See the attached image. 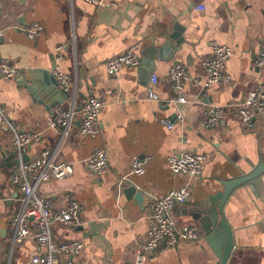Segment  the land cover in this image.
I'll return each mask as SVG.
<instances>
[{
    "label": "crops",
    "instance_id": "crops-1",
    "mask_svg": "<svg viewBox=\"0 0 264 264\" xmlns=\"http://www.w3.org/2000/svg\"><path fill=\"white\" fill-rule=\"evenodd\" d=\"M35 23L43 31L32 41L23 28ZM0 30V59L17 68L13 79H0V103L19 133L40 134V141L26 155L30 159L48 149L59 162L74 167L70 178L42 184L38 195L56 208L69 199L81 203L78 226H52L57 241L84 242L76 264H123L133 255L134 244L147 234L153 197L187 183L193 187V198L175 210L177 223H197L187 209L217 207L228 186L224 212L234 249L227 264H264V173L255 182L246 178L248 182L234 184L264 164V127L246 132L232 114L216 128L203 125L210 107H228L264 82V71L255 66L264 39V0H102L98 7L84 0H0ZM212 41L232 49L226 65L232 82L210 88L188 84L187 103L179 106L183 121L178 122L169 103L175 98L167 82L170 68L183 63L192 78L205 82L202 61L210 55ZM134 45L140 46V67L110 75L107 60ZM59 47H63L61 59ZM54 63L71 80L70 98L63 106L74 107L76 114L74 126L66 132L48 124L51 104L60 96L43 79L30 75L50 71ZM154 76L157 83L151 81ZM92 94L106 102L101 132L95 138L79 133L80 107ZM162 120L176 123L175 127L168 129ZM12 137L0 127V264H32L40 248L33 242L14 244L15 229L10 224L21 210L10 177L19 166L16 162H23L11 145ZM95 148L109 158V170L101 177L88 173L83 164ZM185 151L208 156L198 180L174 175L168 167L169 157ZM136 159L145 163L142 176L131 174ZM130 186L147 198L144 210L124 194ZM221 232L220 226L210 235L202 229L198 242L160 248L146 264H220L226 247Z\"/></svg>",
    "mask_w": 264,
    "mask_h": 264
},
{
    "label": "built area",
    "instance_id": "built-area-1",
    "mask_svg": "<svg viewBox=\"0 0 264 264\" xmlns=\"http://www.w3.org/2000/svg\"><path fill=\"white\" fill-rule=\"evenodd\" d=\"M20 1V0H16ZM92 6H100L102 0H84ZM204 11V7H197ZM29 40H36L43 31L41 24L35 23L23 28ZM3 31L0 30V37ZM58 58H62L63 47L58 49ZM232 49L217 41L211 43L210 55L202 61L207 72L205 82L192 78L183 63L176 62L170 68L167 82L171 86L175 98L169 100L175 108L176 119L183 121L180 105L187 103L186 86L188 84L202 85L204 88L228 85L232 78L227 71V62L232 57ZM140 46L134 45L124 53L110 58L106 62V70L110 75H117L124 68H138L141 65ZM255 66L264 71V39L260 40ZM17 73L9 60L0 59V79L11 80ZM60 87L69 90L71 80L69 76L57 69L53 71ZM152 83L159 81L157 76ZM150 99H156L149 92ZM106 102L95 95L88 96L80 107L81 124L79 133L83 137L95 138L101 132L100 116ZM76 110L74 107L57 105L51 110L48 124L51 129L69 130L74 126ZM227 114L234 115L241 128L246 132H255L258 126L264 127V82L257 84L248 95L230 104L228 107H210L205 112L203 125L208 129L216 128ZM168 129L175 127L174 122L164 121ZM0 127H7L13 134L11 145L20 157L27 154L31 146L40 141L39 133H19L18 126L8 118L6 108L0 103ZM208 156L203 154L181 152L178 156L168 158V167L174 175H180L198 180L202 177ZM88 173L94 176H104L109 170V158L101 148H95L92 155L84 162ZM145 173V163L134 160L131 174L142 176ZM74 174V167L70 163L59 162L51 150H44L37 156L22 162L10 177V185L20 195L21 210L10 218V224L15 229L14 244L33 242L40 248V253L34 256L32 264H76L85 250L81 240L57 241L52 235V226L55 223L67 229L79 225L82 205L76 200L69 199L62 208H56L53 202L38 195L42 184L51 181H62ZM123 180H126L124 178ZM193 198V187L186 184L180 189L172 190L160 197H153L149 204L147 215L148 230L144 239L134 244L133 255L123 264H146L160 248H176L181 243H196L202 238V229L197 223L180 226L174 216L177 208L187 205ZM264 227V219L262 221Z\"/></svg>",
    "mask_w": 264,
    "mask_h": 264
},
{
    "label": "water",
    "instance_id": "water-1",
    "mask_svg": "<svg viewBox=\"0 0 264 264\" xmlns=\"http://www.w3.org/2000/svg\"><path fill=\"white\" fill-rule=\"evenodd\" d=\"M171 39L175 40V37L173 36L171 37ZM181 42L182 40L177 41L176 47H179ZM55 69H56V64L54 63L52 65V70L50 71L37 70L34 72H30V75L33 74L35 76H38L39 80L43 79V83H46L51 87V92L53 94H55L56 96H60L57 98V100H55L51 104L52 108H54L56 105H63L70 98L69 91L62 89L60 87L59 81L52 74V72ZM2 131L5 132V134L9 132L7 127H2ZM0 146H2L1 142H0ZM28 160H29V156L26 154L23 155V162H27ZM16 164L20 165V162L17 161ZM263 173H264V164L257 167L248 176H245L244 178L237 180L234 184H241L242 182H248V181L255 182L258 178L262 176ZM246 178L248 179V181H245ZM228 190H229V187L226 186V193L224 194L223 202L217 207H209L207 205L204 207H201L200 205H196V207L194 206L193 209H187V213L190 212V216L192 220L194 222H197L200 225V227H202L206 235H210L214 227L217 228L218 226H220V230L222 231L221 235L223 238H225V244H226L225 252L223 253L221 257L220 264H227L230 258V255L234 249L232 230L230 226L228 225V221L226 219L225 212H224L225 199H227L228 196L230 195ZM124 194L129 200H135L142 210L145 209L147 198L145 197L143 192L137 191V189L134 186H130L124 190ZM2 195H3V192L0 189V201H1Z\"/></svg>",
    "mask_w": 264,
    "mask_h": 264
}]
</instances>
